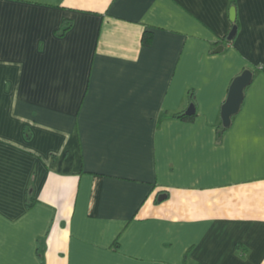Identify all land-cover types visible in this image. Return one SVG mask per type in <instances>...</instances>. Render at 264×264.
Returning a JSON list of instances; mask_svg holds the SVG:
<instances>
[{
    "label": "crops",
    "instance_id": "obj_1",
    "mask_svg": "<svg viewBox=\"0 0 264 264\" xmlns=\"http://www.w3.org/2000/svg\"><path fill=\"white\" fill-rule=\"evenodd\" d=\"M0 264H264V0H0Z\"/></svg>",
    "mask_w": 264,
    "mask_h": 264
},
{
    "label": "water",
    "instance_id": "obj_2",
    "mask_svg": "<svg viewBox=\"0 0 264 264\" xmlns=\"http://www.w3.org/2000/svg\"><path fill=\"white\" fill-rule=\"evenodd\" d=\"M230 19L235 22L236 9L234 6L230 9ZM236 33L237 25L234 24L231 31L226 37L227 40L231 41L235 37ZM222 48L223 47H219L217 51L222 50ZM251 81L252 71L250 69H245L241 74L233 79L229 87L227 98L221 107V119L224 127H228L231 123L232 117L240 111L245 96V89L251 83ZM185 113L187 115H192L195 113V107L192 103L188 106ZM164 197L165 195L161 194L159 196V200Z\"/></svg>",
    "mask_w": 264,
    "mask_h": 264
},
{
    "label": "trees",
    "instance_id": "obj_3",
    "mask_svg": "<svg viewBox=\"0 0 264 264\" xmlns=\"http://www.w3.org/2000/svg\"><path fill=\"white\" fill-rule=\"evenodd\" d=\"M233 4H234V1H233ZM234 24H236V22H235ZM66 26H68V25H66ZM151 35H152V34H151L149 31H146V32L144 33V36H143V43H144V44L147 45V44H150V43H151V41H152V40H151ZM193 98H194V94H191V96H190V100H191V101H194ZM176 116H177V117H180V118H182V119L191 120L192 118H194L195 115H194V114H192V115H187L186 113H181V114H180V113H179V114L177 113Z\"/></svg>",
    "mask_w": 264,
    "mask_h": 264
}]
</instances>
